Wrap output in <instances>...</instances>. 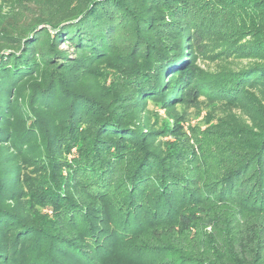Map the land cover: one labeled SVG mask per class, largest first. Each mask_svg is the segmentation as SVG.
Returning a JSON list of instances; mask_svg holds the SVG:
<instances>
[{"label": "trees", "instance_id": "obj_1", "mask_svg": "<svg viewBox=\"0 0 264 264\" xmlns=\"http://www.w3.org/2000/svg\"><path fill=\"white\" fill-rule=\"evenodd\" d=\"M23 5L0 13V264H264V0ZM230 57L252 61L197 64ZM200 97L252 126L197 152L175 109Z\"/></svg>", "mask_w": 264, "mask_h": 264}, {"label": "rangeland", "instance_id": "obj_2", "mask_svg": "<svg viewBox=\"0 0 264 264\" xmlns=\"http://www.w3.org/2000/svg\"><path fill=\"white\" fill-rule=\"evenodd\" d=\"M67 1L68 0H21V2H24L23 6H32V2L41 4L43 10L47 14H52L54 11L61 9V7L64 8ZM16 8H19V0H0V13L7 14L12 9ZM59 46L67 48L62 42ZM251 61L252 60L245 57H230L222 61L200 59L197 64L205 70L215 71L218 68H237ZM175 110L176 112L182 114L185 121L181 122V124L187 135L189 143L194 145L197 152L199 151L200 145L203 146L202 148L209 150L213 144L218 145L222 143L221 138L217 137L215 133L211 131L214 129L210 127L211 124L219 126H252V123L254 122L251 121L248 110L240 107L228 108L220 103L210 104L204 97H200L199 101H188L183 105H177ZM170 112V114H174L172 110ZM144 117L146 119L145 123L147 122V124L153 128L161 126L163 124V120L168 119L169 122L172 121V117L167 116V111L159 108V106L152 101L147 103ZM189 126L192 127L190 128ZM161 139L163 140V143H161ZM166 141L179 142V140L174 138V136L165 135L160 137V139H155V144L161 145L165 148L164 142ZM46 211L50 212L49 210ZM209 228L210 227L208 226L207 229L209 230ZM160 235L162 234L160 233ZM181 244H183V249H185L186 246L187 248L189 247V249H192V252L197 250L195 242L181 239ZM203 258L204 260H209V257Z\"/></svg>", "mask_w": 264, "mask_h": 264}]
</instances>
